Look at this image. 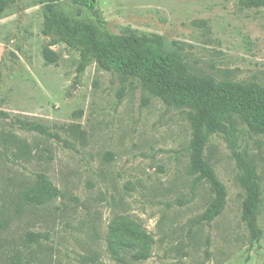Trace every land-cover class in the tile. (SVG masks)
<instances>
[{
  "label": "rangeland",
  "instance_id": "obj_1",
  "mask_svg": "<svg viewBox=\"0 0 264 264\" xmlns=\"http://www.w3.org/2000/svg\"><path fill=\"white\" fill-rule=\"evenodd\" d=\"M96 2L95 16L72 0H54L72 22L93 23L104 36L166 37L194 74L264 86V6L247 8L238 0ZM50 3L18 0L0 14V111L8 115H0V261L118 264L108 252L110 227L134 223L152 240L151 257L139 264H264V135L236 119L237 150L258 169L259 239L242 220L240 170L219 135L206 158L226 187L227 203L212 223L201 222L214 195L189 173L187 114L94 58L83 66L80 48L44 33ZM16 120L45 125L67 144L24 130ZM71 125H80L84 137L70 136ZM40 175L53 187L42 202Z\"/></svg>",
  "mask_w": 264,
  "mask_h": 264
},
{
  "label": "trees",
  "instance_id": "obj_2",
  "mask_svg": "<svg viewBox=\"0 0 264 264\" xmlns=\"http://www.w3.org/2000/svg\"><path fill=\"white\" fill-rule=\"evenodd\" d=\"M18 0H0V14ZM88 8L96 16V0H72ZM243 7L264 6V0H238ZM46 35L57 36L72 47L81 49L85 66L94 58L106 70L121 75L123 81L139 80L145 90L167 107L183 111L190 122L192 137L188 146L189 173L195 177V185H209L214 198L201 217V222L212 223L224 210L227 190L206 158V149L215 135L228 143L236 165L240 170V184L245 198L242 220L252 239L257 240L261 231L257 216L261 202V185L255 163L237 150L236 136L240 119L257 134L264 135V86L258 83H241L231 80L218 81L213 77L197 75L190 71L177 43L160 35H102L90 22H72L55 8L54 0L46 6L44 25ZM48 62L55 63L51 51L45 53ZM0 115L8 116L0 111ZM22 129L37 132L47 138L67 144L58 133L35 122L16 120ZM66 132L70 136L84 137L80 125H71ZM7 142L28 147L13 136H5ZM52 183L40 175L37 196L43 199ZM55 191H57L55 189ZM37 200V199H36ZM38 241L39 235L29 233ZM151 238L134 223L114 224L110 227L108 252L118 264H139L151 257ZM0 264H17L16 261Z\"/></svg>",
  "mask_w": 264,
  "mask_h": 264
}]
</instances>
